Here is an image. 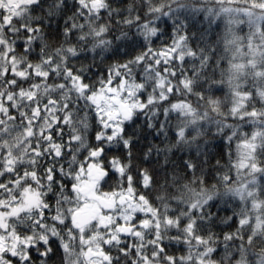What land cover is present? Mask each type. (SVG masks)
<instances>
[{
    "label": "snow or ice",
    "instance_id": "1",
    "mask_svg": "<svg viewBox=\"0 0 264 264\" xmlns=\"http://www.w3.org/2000/svg\"><path fill=\"white\" fill-rule=\"evenodd\" d=\"M0 264H264V0H0Z\"/></svg>",
    "mask_w": 264,
    "mask_h": 264
}]
</instances>
